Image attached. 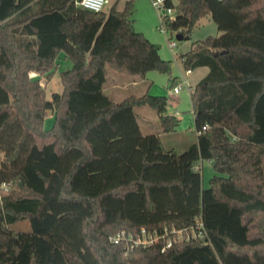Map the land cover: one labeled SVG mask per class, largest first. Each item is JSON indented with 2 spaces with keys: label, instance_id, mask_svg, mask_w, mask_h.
Listing matches in <instances>:
<instances>
[{
  "label": "trees",
  "instance_id": "16d2710c",
  "mask_svg": "<svg viewBox=\"0 0 264 264\" xmlns=\"http://www.w3.org/2000/svg\"><path fill=\"white\" fill-rule=\"evenodd\" d=\"M74 2L0 0V264H264V0H165L180 41L205 16L219 32L178 57L184 71L208 69L189 89L194 131L205 130L179 154L143 135L134 113L147 107L173 132L165 97L115 103L102 91L106 68L169 75L133 31V0L106 14ZM59 53L71 67L46 100L29 74L50 77ZM200 161L214 173L205 189ZM196 220L202 237L162 253L108 242L163 227L191 236ZM23 221L29 233L8 229Z\"/></svg>",
  "mask_w": 264,
  "mask_h": 264
},
{
  "label": "rangeland",
  "instance_id": "374dc122",
  "mask_svg": "<svg viewBox=\"0 0 264 264\" xmlns=\"http://www.w3.org/2000/svg\"><path fill=\"white\" fill-rule=\"evenodd\" d=\"M125 0H106L101 11L106 13L109 8L115 4V9L121 10L123 8ZM172 3H176V0H172ZM158 12L153 9L150 4V0H133V10L131 14L132 28L136 33L141 34L149 43L157 48V54L163 61L170 63L169 75L159 74L158 72H147L143 78H132L128 76L118 75L109 69H106V84L104 85V93L109 95V88L114 81L116 84L115 92L110 94L113 97V101L123 99L128 95H135L136 97L147 94L149 96H160L167 99L166 102V114L175 117L178 120V125L175 128V133H171L161 139V147L164 150L173 149L175 153L179 154L184 149L189 147L195 140V131L192 121V113L189 101V89H191L195 83L197 73L185 75V71L182 68L178 57L187 53L192 44L202 41L207 37H216L219 35L216 25L210 19L209 16L201 18L196 25L191 29L187 39L177 41L175 39L177 33L167 31L166 27H163L164 33L159 31L160 19ZM173 44V47H171ZM57 63V61H56ZM67 67L57 65L55 71L48 78L39 77L34 73L29 74L31 80H38L39 85L43 91L44 98L50 99L52 93H60L62 87L59 83V73L69 69L70 63L67 62ZM176 79L174 83H171V79ZM127 80H134L138 83L135 88L130 89L124 87V83ZM185 82L186 86H181L177 94L172 93V87L178 85L179 82ZM118 83H121L119 85ZM189 86V88L187 87ZM134 96V97H135ZM139 116L145 117L149 124L146 129L144 123L138 117L137 123L140 126L141 133L148 135L158 130V122L155 119L156 114L148 109L142 107L137 109ZM53 111H48L46 118L43 120V130H48L53 122ZM195 168L199 171L201 176V187L205 189L210 177L214 175L210 164L206 161H200ZM6 186H0V195L7 192ZM195 222L198 223V220ZM8 229L16 233H29L30 225L27 221L18 222L8 226Z\"/></svg>",
  "mask_w": 264,
  "mask_h": 264
},
{
  "label": "built area",
  "instance_id": "2783aa9c",
  "mask_svg": "<svg viewBox=\"0 0 264 264\" xmlns=\"http://www.w3.org/2000/svg\"><path fill=\"white\" fill-rule=\"evenodd\" d=\"M106 0H75L74 4L77 7L86 9L92 12H100ZM150 4L155 11H157L160 19L159 31L164 33L163 27L165 23L174 18L173 9L165 4V0H150ZM173 47V44H171ZM190 71H185V74H189ZM181 86H185L184 82H179L178 85L172 87V93L177 94ZM203 127L200 132H203ZM199 132V133H200ZM198 132L195 133L197 136ZM191 236L187 234V229H174L163 227L161 230L156 229H140L139 232L133 237L129 233L123 231L116 233L108 238V242L113 245L124 244L125 248L141 247L146 248L156 244H161L160 252L170 248L173 243L181 240H188L189 238L202 237V226L195 222L194 227L190 228ZM196 232V234L194 233Z\"/></svg>",
  "mask_w": 264,
  "mask_h": 264
},
{
  "label": "crops",
  "instance_id": "0c3cea01",
  "mask_svg": "<svg viewBox=\"0 0 264 264\" xmlns=\"http://www.w3.org/2000/svg\"><path fill=\"white\" fill-rule=\"evenodd\" d=\"M126 1V0H125ZM124 1V2H125ZM116 4V3H115ZM115 4H113L114 5V7H115ZM117 10V9H116ZM117 11H120V10H117ZM104 13V12H103ZM107 13V12H106ZM105 13V14H106ZM205 17H207V16H205ZM204 18V17H203ZM56 61H57V63H56ZM66 61L67 62H69V60L62 54V53H59L58 55H57V57H56V60H55V68H56V66L57 65H59V66H62L63 68H65V67H67V63H66ZM70 63V62H69ZM70 67H71V63H70ZM70 69V68H69ZM107 69V68H106ZM66 70H68V69H66ZM192 72L193 73H197V77L195 78V80H196V83L200 80V79H202L206 74H207V72H208V69L206 68V67H199V68H196V69H194V70H192V71H190L189 72V74H185V75H190V74H192ZM106 75H107V72H106ZM106 75H105V78H106ZM119 75V74H118ZM184 82V81H183ZM195 83V84H196ZM106 84V79H105V81H104V83H103V87H102V91H103V93H104V85ZM116 84L117 83H115L114 81H112V83H111V85H110V88H109V95H106L105 93V95H106V97L107 98H109L110 100H112L113 101V97H111V95L110 94H113L112 92H115V90L114 89H116ZM119 85H121V83H118ZM184 84H185V86H186V81L184 82ZM138 85V83L136 82V81H134V80H127L125 83H124V87L126 86V87H129L130 89H132V88H135L136 86ZM188 88H189V86H187ZM129 96H135V95H128V96H126V97H124L123 99H125V98H127V97H129ZM136 97V96H135ZM140 97V96H139ZM123 99H119V100H117V101H113V102H115V103H118V102H121ZM142 108V107H141ZM137 109H139V108H136L135 110H134V113H135V115H136V117H137V120H138V117H140V119H141V121L144 123V125H145V127H146V129H148L147 127H148V124H149V122H148V120L145 118V117H142V116H139L138 114H137ZM156 120H157V116H156V118H155ZM158 122V121H157ZM139 126V125H138ZM139 129H140V126H139ZM141 131V130H140ZM171 133H175V129H174V131L173 132H170V133H166V134H163V133H161V131H160V129H159V127H158V130H156L154 133H152L153 135L155 134V135H157L158 136V138H159V141H160V146H161V139L163 138V137H166L167 135H169V134H171ZM149 135V134H148ZM195 142H196V136H195V140H194V143H192L191 145H193V144H195ZM162 148V147H161ZM163 149V148H162ZM164 150V149H163ZM164 151H174L173 149H168V150H164ZM175 152V151H174Z\"/></svg>",
  "mask_w": 264,
  "mask_h": 264
},
{
  "label": "water",
  "instance_id": "95a60500",
  "mask_svg": "<svg viewBox=\"0 0 264 264\" xmlns=\"http://www.w3.org/2000/svg\"><path fill=\"white\" fill-rule=\"evenodd\" d=\"M175 39H176L177 41H180V36L177 34L176 37H175ZM19 187H20V184H19Z\"/></svg>",
  "mask_w": 264,
  "mask_h": 264
}]
</instances>
